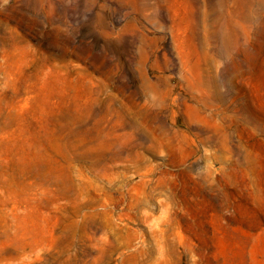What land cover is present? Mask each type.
<instances>
[{
	"label": "rangeland",
	"instance_id": "374dc122",
	"mask_svg": "<svg viewBox=\"0 0 264 264\" xmlns=\"http://www.w3.org/2000/svg\"><path fill=\"white\" fill-rule=\"evenodd\" d=\"M0 264H264V0H0Z\"/></svg>",
	"mask_w": 264,
	"mask_h": 264
}]
</instances>
